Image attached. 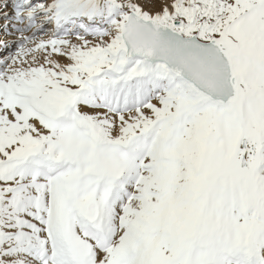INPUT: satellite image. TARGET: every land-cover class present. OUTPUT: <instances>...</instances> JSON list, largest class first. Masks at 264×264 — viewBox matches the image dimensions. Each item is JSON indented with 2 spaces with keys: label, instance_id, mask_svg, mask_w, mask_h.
I'll return each mask as SVG.
<instances>
[{
  "label": "snow or ice",
  "instance_id": "6c2138e0",
  "mask_svg": "<svg viewBox=\"0 0 264 264\" xmlns=\"http://www.w3.org/2000/svg\"><path fill=\"white\" fill-rule=\"evenodd\" d=\"M0 264H264V0H0Z\"/></svg>",
  "mask_w": 264,
  "mask_h": 264
}]
</instances>
